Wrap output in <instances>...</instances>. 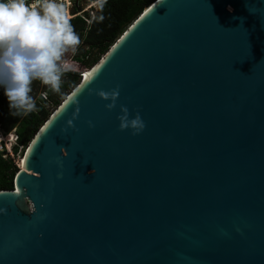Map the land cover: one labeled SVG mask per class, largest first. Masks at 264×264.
Here are the masks:
<instances>
[{"label":"water","instance_id":"water-1","mask_svg":"<svg viewBox=\"0 0 264 264\" xmlns=\"http://www.w3.org/2000/svg\"><path fill=\"white\" fill-rule=\"evenodd\" d=\"M81 76L0 191V264H264V0H156Z\"/></svg>","mask_w":264,"mask_h":264},{"label":"clouds","instance_id":"clouds-1","mask_svg":"<svg viewBox=\"0 0 264 264\" xmlns=\"http://www.w3.org/2000/svg\"><path fill=\"white\" fill-rule=\"evenodd\" d=\"M94 2L102 9L106 0ZM80 44L68 0H0V86L14 115L37 111L32 95L34 81L63 95V76L69 71L67 56ZM96 94L110 101L105 107L111 110L116 106L119 85L110 91L97 90ZM118 119L119 129H131L133 135L145 127L139 113L132 116L123 105Z\"/></svg>","mask_w":264,"mask_h":264},{"label":"trees","instance_id":"trees-1","mask_svg":"<svg viewBox=\"0 0 264 264\" xmlns=\"http://www.w3.org/2000/svg\"><path fill=\"white\" fill-rule=\"evenodd\" d=\"M155 1L106 0L103 8H98L90 25L86 21V19L92 18L89 12L71 18L81 39V44L72 57L73 60L83 68L88 70L93 68L132 23ZM81 80L82 76L79 72L67 71L63 76L61 87L63 95L50 91L39 81H34L32 95L36 99L37 111L20 115L13 114L15 110L10 108L4 88L0 86V128L5 134L16 130L19 137L18 143L13 147L14 158L11 156L4 158V154L0 152V191L14 190L15 177L19 172L16 158L26 152L38 131ZM42 91L48 92V100L40 97ZM20 147H23L22 151H20Z\"/></svg>","mask_w":264,"mask_h":264},{"label":"built area","instance_id":"built-area-1","mask_svg":"<svg viewBox=\"0 0 264 264\" xmlns=\"http://www.w3.org/2000/svg\"><path fill=\"white\" fill-rule=\"evenodd\" d=\"M94 4H95V2H94ZM94 4H91V5L89 4L87 9L84 11V12H89L91 17H92L91 19H86L88 25H90L92 23V20L94 19L96 12L98 10V7H96V5H94ZM78 15H80V14H78ZM40 97H42L44 100H48V92L42 91L40 93ZM2 132L3 131L0 128V152L4 154V158H7L9 156L14 158L13 147L18 143V138H19L18 135L16 134V130H14L10 134H5V133L3 134ZM22 150H23V147H20V151H22ZM17 158H16V161H17V164L19 166L18 161L22 158V156H20L18 160H17Z\"/></svg>","mask_w":264,"mask_h":264},{"label":"rangeland","instance_id":"rangeland-1","mask_svg":"<svg viewBox=\"0 0 264 264\" xmlns=\"http://www.w3.org/2000/svg\"><path fill=\"white\" fill-rule=\"evenodd\" d=\"M69 3V2H68ZM91 5V4H94V0H85V1H81L79 3V6L78 7H74V9H71L72 6H70V4L68 5V9H69V14L71 16V18L73 17L71 14L72 13H76L78 12V10H82L81 12H79L78 14L82 15L84 13V11L87 9L88 5ZM95 5V4H94ZM73 55L74 53H69L68 56H67V60H68V67H69V70H72V71H77L80 73V75L82 73H84L86 70V68H83L81 67L78 63H76L74 60H73ZM4 134V132H2ZM23 156V155H22ZM20 157V156H19ZM19 157L17 158V160L19 159ZM19 162V161H18ZM20 164V162H19Z\"/></svg>","mask_w":264,"mask_h":264},{"label":"flooded vegetation","instance_id":"flooded-vegetation-1","mask_svg":"<svg viewBox=\"0 0 264 264\" xmlns=\"http://www.w3.org/2000/svg\"><path fill=\"white\" fill-rule=\"evenodd\" d=\"M81 1H85V0H68V2H69L68 5L70 4V6H72V8L74 9V7H78L79 6V3Z\"/></svg>","mask_w":264,"mask_h":264},{"label":"crops","instance_id":"crops-1","mask_svg":"<svg viewBox=\"0 0 264 264\" xmlns=\"http://www.w3.org/2000/svg\"><path fill=\"white\" fill-rule=\"evenodd\" d=\"M71 9H73V8L71 7Z\"/></svg>","mask_w":264,"mask_h":264},{"label":"bare ground","instance_id":"bare-ground-1","mask_svg":"<svg viewBox=\"0 0 264 264\" xmlns=\"http://www.w3.org/2000/svg\"><path fill=\"white\" fill-rule=\"evenodd\" d=\"M87 76V75H86Z\"/></svg>","mask_w":264,"mask_h":264}]
</instances>
